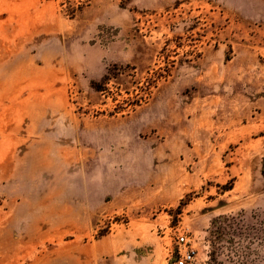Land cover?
I'll list each match as a JSON object with an SVG mask.
<instances>
[{"label":"rangeland","instance_id":"374dc122","mask_svg":"<svg viewBox=\"0 0 264 264\" xmlns=\"http://www.w3.org/2000/svg\"><path fill=\"white\" fill-rule=\"evenodd\" d=\"M11 29L34 62L0 78L36 95L35 141L82 162L0 180V264H264V0H0ZM80 45L124 54L100 80L43 67Z\"/></svg>","mask_w":264,"mask_h":264},{"label":"crops","instance_id":"0c3cea01","mask_svg":"<svg viewBox=\"0 0 264 264\" xmlns=\"http://www.w3.org/2000/svg\"><path fill=\"white\" fill-rule=\"evenodd\" d=\"M18 35L19 33L14 34L12 29L10 33L6 31L2 32V36L0 35L9 42L0 41V67L13 69V61L19 57L18 54L20 53H22V61L19 67L33 66L34 60L24 54V52H27L26 39L18 43ZM41 52L43 67H59L64 69H71V67L88 68L87 66L93 64L98 68V72L96 76L91 78L100 80L103 77L100 67L102 60L106 59L116 62L121 57L119 54H124V47L120 50L115 49L114 46L104 49L100 46L85 48L80 45V47L64 49L62 58L60 57V59H51L48 54V48L44 47ZM10 72L12 73V71ZM73 72L77 73L75 69ZM11 73L5 81H2L0 78V180L4 178L14 179L21 167L26 168L28 171L27 178H29L33 175L32 170L35 168V163H41L43 169L49 167L51 169L56 160H58L61 166L73 170L74 165L82 162L77 158L79 150H75V148L67 145L66 141L62 140H59V142L35 141L32 120L36 105V95L32 91L20 87V83L23 82L24 77L21 79L19 76ZM37 98L42 99L43 97L37 96ZM40 105L41 103H37V106L40 107ZM96 200H99V197ZM76 203L82 206V200H76ZM104 203L106 205L102 209L104 211L117 212L123 208L115 200L104 201ZM42 212L43 216H46L50 212V209L47 210L46 207H43ZM81 222V219H79V226L82 225ZM86 253V259L90 260L89 253ZM53 257L51 253H47L36 257L34 262L36 264H60L55 260L60 262L62 260L56 257L54 259ZM39 259L40 261H37Z\"/></svg>","mask_w":264,"mask_h":264},{"label":"built area","instance_id":"2783aa9c","mask_svg":"<svg viewBox=\"0 0 264 264\" xmlns=\"http://www.w3.org/2000/svg\"><path fill=\"white\" fill-rule=\"evenodd\" d=\"M176 241L178 244H185V238L183 236H179L176 238ZM179 257L176 260L174 264H190L193 260V251L192 250H183V251H178Z\"/></svg>","mask_w":264,"mask_h":264}]
</instances>
